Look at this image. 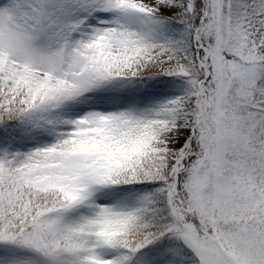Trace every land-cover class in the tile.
<instances>
[{
	"label": "snow or ice",
	"instance_id": "1",
	"mask_svg": "<svg viewBox=\"0 0 264 264\" xmlns=\"http://www.w3.org/2000/svg\"><path fill=\"white\" fill-rule=\"evenodd\" d=\"M0 264H264V0H0Z\"/></svg>",
	"mask_w": 264,
	"mask_h": 264
}]
</instances>
